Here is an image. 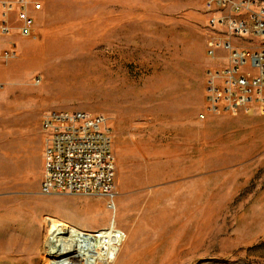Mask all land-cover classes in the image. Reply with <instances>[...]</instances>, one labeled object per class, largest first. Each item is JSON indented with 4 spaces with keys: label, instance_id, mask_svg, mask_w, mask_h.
<instances>
[{
    "label": "rangeland",
    "instance_id": "obj_1",
    "mask_svg": "<svg viewBox=\"0 0 264 264\" xmlns=\"http://www.w3.org/2000/svg\"><path fill=\"white\" fill-rule=\"evenodd\" d=\"M33 2L38 39L14 32L17 56L0 58V264H49L53 223L123 231L110 264H264V108L213 114L206 102L226 45L259 43L212 26L206 0ZM54 110L108 119L116 211L41 194Z\"/></svg>",
    "mask_w": 264,
    "mask_h": 264
},
{
    "label": "built area",
    "instance_id": "obj_2",
    "mask_svg": "<svg viewBox=\"0 0 264 264\" xmlns=\"http://www.w3.org/2000/svg\"><path fill=\"white\" fill-rule=\"evenodd\" d=\"M33 1L0 0V58L17 56L14 32L24 39H38L36 18L43 7ZM205 8L212 26L224 27L232 38H250L260 45L256 50L226 45L225 63L206 74L207 111L236 114L253 104L264 108V0H206ZM2 42L8 48L1 50ZM208 55L217 62L214 50ZM41 130V194L100 196L109 210L116 211L117 164L108 119L101 114L54 110L43 116ZM111 231L118 250L127 236L116 226Z\"/></svg>",
    "mask_w": 264,
    "mask_h": 264
},
{
    "label": "bare ground",
    "instance_id": "obj_3",
    "mask_svg": "<svg viewBox=\"0 0 264 264\" xmlns=\"http://www.w3.org/2000/svg\"><path fill=\"white\" fill-rule=\"evenodd\" d=\"M92 234L67 224L53 223L47 241L49 264H110L120 249L113 246L112 229Z\"/></svg>",
    "mask_w": 264,
    "mask_h": 264
}]
</instances>
